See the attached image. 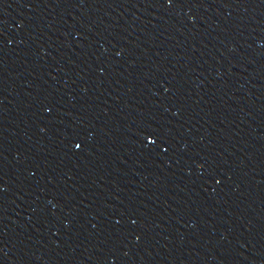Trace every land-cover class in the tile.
Here are the masks:
<instances>
[{
  "label": "water",
  "instance_id": "water-1",
  "mask_svg": "<svg viewBox=\"0 0 264 264\" xmlns=\"http://www.w3.org/2000/svg\"><path fill=\"white\" fill-rule=\"evenodd\" d=\"M0 264H264V0H0Z\"/></svg>",
  "mask_w": 264,
  "mask_h": 264
}]
</instances>
